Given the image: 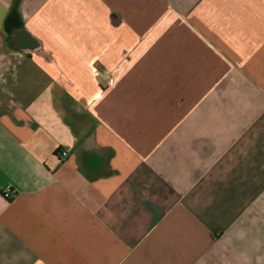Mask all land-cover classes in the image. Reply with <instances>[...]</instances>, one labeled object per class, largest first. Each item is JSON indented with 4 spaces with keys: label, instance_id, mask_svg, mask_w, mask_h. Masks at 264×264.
<instances>
[{
    "label": "crops",
    "instance_id": "1",
    "mask_svg": "<svg viewBox=\"0 0 264 264\" xmlns=\"http://www.w3.org/2000/svg\"><path fill=\"white\" fill-rule=\"evenodd\" d=\"M0 264H264V0H0Z\"/></svg>",
    "mask_w": 264,
    "mask_h": 264
},
{
    "label": "built area",
    "instance_id": "2",
    "mask_svg": "<svg viewBox=\"0 0 264 264\" xmlns=\"http://www.w3.org/2000/svg\"><path fill=\"white\" fill-rule=\"evenodd\" d=\"M67 154L66 153H63V156L65 157ZM12 189L11 188H7L5 189V191L3 192V195H4V198L6 199H10L12 197Z\"/></svg>",
    "mask_w": 264,
    "mask_h": 264
}]
</instances>
